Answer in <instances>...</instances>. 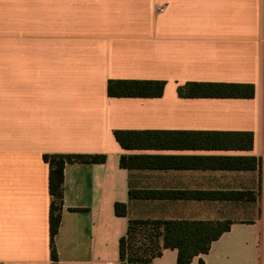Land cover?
Instances as JSON below:
<instances>
[{"label":"crops","instance_id":"obj_1","mask_svg":"<svg viewBox=\"0 0 264 264\" xmlns=\"http://www.w3.org/2000/svg\"><path fill=\"white\" fill-rule=\"evenodd\" d=\"M110 80L166 85L110 97ZM190 82L255 95L181 97ZM45 154L107 156L65 168L57 262ZM130 218L230 221L191 264H264V0H0V264H120Z\"/></svg>","mask_w":264,"mask_h":264},{"label":"trees","instance_id":"obj_2","mask_svg":"<svg viewBox=\"0 0 264 264\" xmlns=\"http://www.w3.org/2000/svg\"><path fill=\"white\" fill-rule=\"evenodd\" d=\"M166 82L155 80H110L108 95L110 97H161ZM181 97L209 98H253L255 87L252 84L229 83H198L190 82L178 88ZM140 132L116 130V140L124 148H139ZM250 139L251 133L246 134ZM250 140L249 147L251 148ZM45 162L49 165L50 205V236L51 252L54 262L58 261L55 236L61 224L64 206L65 168L70 163H104L106 155L101 154H45ZM256 168L257 158H253ZM132 157L122 156L121 166L132 168ZM135 165V166H134ZM131 199L147 198L148 193L130 190ZM234 198H242V194H234ZM222 198H230L223 196ZM247 198L254 199V193ZM115 213L127 216L128 207L125 203H116ZM230 221H189V220H153L129 219L127 234L120 241V264L130 262H149L160 257L165 250L178 252L177 264H191L194 258L207 254L212 244L231 229ZM199 264H206L203 259Z\"/></svg>","mask_w":264,"mask_h":264}]
</instances>
